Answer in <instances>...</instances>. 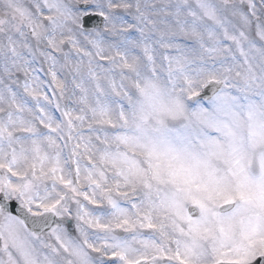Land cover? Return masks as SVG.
<instances>
[{"label":"snow or ice","instance_id":"obj_1","mask_svg":"<svg viewBox=\"0 0 264 264\" xmlns=\"http://www.w3.org/2000/svg\"><path fill=\"white\" fill-rule=\"evenodd\" d=\"M0 264H264V0H0Z\"/></svg>","mask_w":264,"mask_h":264}]
</instances>
